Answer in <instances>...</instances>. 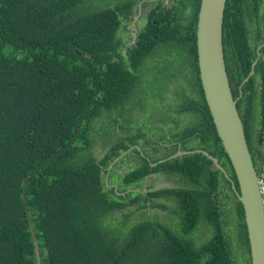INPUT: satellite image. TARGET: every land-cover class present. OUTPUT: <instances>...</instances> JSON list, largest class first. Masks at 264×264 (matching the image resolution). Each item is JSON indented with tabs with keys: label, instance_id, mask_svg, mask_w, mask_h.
Instances as JSON below:
<instances>
[{
	"label": "trees",
	"instance_id": "trees-1",
	"mask_svg": "<svg viewBox=\"0 0 264 264\" xmlns=\"http://www.w3.org/2000/svg\"><path fill=\"white\" fill-rule=\"evenodd\" d=\"M139 1L0 0V264H37L31 226L41 264H251L243 206L203 153L161 164L193 181L180 190L185 197L173 217H113L142 199V189L114 196L100 165L117 147L98 157L93 143L113 134L112 123L127 131L128 111L147 113L151 97V106L172 100L162 123L182 139L198 131L199 146L219 150L238 189L198 75L200 0L151 3L147 24L124 55L118 33ZM262 22L264 0H227L226 73L234 98L241 94L237 108L264 181V83L258 89L254 74L238 88L251 70ZM263 67L261 60L254 72ZM171 80L177 86L167 97ZM159 129L152 132L166 135ZM140 171L129 172L118 191L136 188L130 182L143 177Z\"/></svg>",
	"mask_w": 264,
	"mask_h": 264
},
{
	"label": "flooded vegetation",
	"instance_id": "flooded-vegetation-1",
	"mask_svg": "<svg viewBox=\"0 0 264 264\" xmlns=\"http://www.w3.org/2000/svg\"><path fill=\"white\" fill-rule=\"evenodd\" d=\"M156 1L157 0H140L134 8L135 15L129 19L126 30L121 29L119 31L118 36L123 38V43L120 48H122V53L124 55L127 53V48L135 44L138 33L147 24L146 16L148 15L147 12L151 7L150 4ZM164 1L169 2L170 0ZM260 27L263 28V35L258 40L259 44L256 46V56L252 59L251 70L248 72L249 75L241 82L238 87L239 89H241L242 84L254 74L256 75L255 84L257 88L262 89L263 87L264 81L262 77L264 75V67L259 70L258 73L254 72L256 64L259 61L264 60V52L261 51L262 47L264 46V22L260 23ZM252 46H255V44H252ZM167 86L168 91L166 95L168 97L171 96L172 92L177 86V83L174 82V80H171V83L167 84ZM240 95L237 97V99L240 97ZM167 99V102L160 103V107L151 106L150 103L157 104L153 97L147 99V113L144 114V112L139 108H133L128 111V117L130 118L129 121L131 123L125 126L127 127V131L120 127L117 122L115 124L112 123L111 131L113 134H107L109 135V140L105 136H102L101 138L98 137V139L93 143L94 146L92 149L94 154H96L98 157H104V155L107 154L111 148L114 146L117 147V155L114 156L113 159L107 163V165H100L102 170L101 172L104 174L105 187L107 189L111 187L114 188V196H119L120 194L124 195L129 191H140L142 189V199L133 201L127 209H115L113 211V217L118 215L120 218H122L124 212L130 214L129 219H135L137 217L143 216L148 221H153L157 217L160 221H163L165 218L173 217L175 215L173 210L175 213L178 212L179 202L185 197L184 195L180 194V190L183 188L184 190L192 188L193 181L191 179L185 180L181 178V171L178 172L176 169L173 172L167 171L161 166V164L166 161L175 162L177 159L183 156L199 153L198 150H206L209 152L208 148L205 149L199 146L201 136L198 131L191 133V135H187L185 139L180 138L183 136L181 134L171 135L168 129L172 124L164 125L162 123V118L166 116L162 109L164 105L168 104L169 106V104L172 103L170 98ZM177 112L179 113L177 118L187 124L189 118L185 112L180 111L179 109H177ZM111 115H116V111H113ZM101 119L102 121H111V118L109 116L107 117L106 115L102 116ZM205 125L207 126V123ZM161 127L166 132V135L162 136L152 132L154 130L157 132H162L161 129H159ZM144 129H149L150 131H145L146 135H143ZM119 140L122 141V145L117 144ZM218 151L219 150H215L214 154L210 152L209 153L218 158L220 165L228 174L227 168L222 165V159L220 158ZM210 167L212 169L218 170L219 176L223 174L224 177L230 181L233 191V184L230 180V175L228 174L230 177L228 178L225 175V172L215 166L213 160L210 164ZM147 168H151L153 170L148 169L147 172H145L144 169ZM135 170H141L140 172L143 173L145 172L143 177L136 181L137 183H135L134 179L131 180L130 184L137 185V187L134 189L127 187L121 192L118 191V188L123 189L126 175L129 172H133ZM161 189H166L168 191L160 192L159 195H150L148 193Z\"/></svg>",
	"mask_w": 264,
	"mask_h": 264
},
{
	"label": "water",
	"instance_id": "water-1",
	"mask_svg": "<svg viewBox=\"0 0 264 264\" xmlns=\"http://www.w3.org/2000/svg\"><path fill=\"white\" fill-rule=\"evenodd\" d=\"M227 0H200L196 23L198 75L221 146L235 173V182L220 165L218 158L198 150L212 159L215 166L232 181L233 191L244 211L251 264H264V193L260 189V170L254 163L247 142L243 120L237 108L226 73L223 47V22ZM37 264L40 249L34 228H30Z\"/></svg>",
	"mask_w": 264,
	"mask_h": 264
},
{
	"label": "built area",
	"instance_id": "built-area-1",
	"mask_svg": "<svg viewBox=\"0 0 264 264\" xmlns=\"http://www.w3.org/2000/svg\"><path fill=\"white\" fill-rule=\"evenodd\" d=\"M260 187H261L260 189L264 193V181L262 179H260Z\"/></svg>",
	"mask_w": 264,
	"mask_h": 264
},
{
	"label": "rangeland",
	"instance_id": "rangeland-1",
	"mask_svg": "<svg viewBox=\"0 0 264 264\" xmlns=\"http://www.w3.org/2000/svg\"><path fill=\"white\" fill-rule=\"evenodd\" d=\"M166 2H168V1H166Z\"/></svg>",
	"mask_w": 264,
	"mask_h": 264
}]
</instances>
